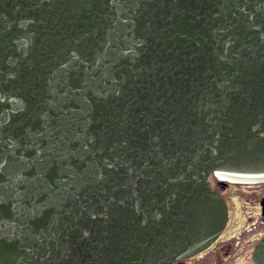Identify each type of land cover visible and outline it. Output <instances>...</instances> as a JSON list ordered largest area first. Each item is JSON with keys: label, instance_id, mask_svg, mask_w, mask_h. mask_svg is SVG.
Returning a JSON list of instances; mask_svg holds the SVG:
<instances>
[{"label": "water", "instance_id": "obj_1", "mask_svg": "<svg viewBox=\"0 0 264 264\" xmlns=\"http://www.w3.org/2000/svg\"><path fill=\"white\" fill-rule=\"evenodd\" d=\"M211 175L264 182V0H0V264H172Z\"/></svg>", "mask_w": 264, "mask_h": 264}, {"label": "flooded vegetation", "instance_id": "obj_2", "mask_svg": "<svg viewBox=\"0 0 264 264\" xmlns=\"http://www.w3.org/2000/svg\"><path fill=\"white\" fill-rule=\"evenodd\" d=\"M212 187H216V178H210ZM227 187H235V194L243 189L253 191L249 208L237 212L227 209L225 225L217 237L207 246L185 257L174 258L172 264H252V252L256 243L264 236V220L262 219L261 200L264 197V182L258 184L227 183L219 193ZM251 194V193H250ZM224 197V196H223ZM226 204L227 199L224 197ZM229 201L230 198H229ZM228 208V206H227Z\"/></svg>", "mask_w": 264, "mask_h": 264}, {"label": "rangeland", "instance_id": "obj_3", "mask_svg": "<svg viewBox=\"0 0 264 264\" xmlns=\"http://www.w3.org/2000/svg\"><path fill=\"white\" fill-rule=\"evenodd\" d=\"M211 184V182L209 181ZM214 187V186H213ZM235 187H227L224 192L223 196L227 199V206L229 209V212L233 210V212H237L238 208L245 210L246 208H249L250 206L248 203L250 202V198L254 196L253 191H259V187L256 188V190L251 189H243L238 192V194H235L234 192H237L234 190ZM264 192V189L262 190ZM251 193V194H250ZM229 198L231 201H229Z\"/></svg>", "mask_w": 264, "mask_h": 264}]
</instances>
